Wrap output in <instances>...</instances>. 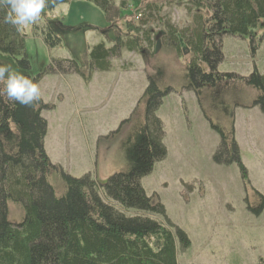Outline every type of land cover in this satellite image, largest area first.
I'll return each mask as SVG.
<instances>
[{"label":"trees","instance_id":"1","mask_svg":"<svg viewBox=\"0 0 264 264\" xmlns=\"http://www.w3.org/2000/svg\"><path fill=\"white\" fill-rule=\"evenodd\" d=\"M79 1L102 12L106 22L100 31L103 41L88 46L80 59L51 60L48 68L33 74L25 47L28 37L53 50L64 48L67 36L91 30L85 25L68 27L62 20L44 18L61 5ZM163 2L194 12L193 27L178 30L168 20L158 19L161 29L156 43L152 30L146 27L161 13L158 0H55L28 32H17L11 25L0 23V63L11 64L38 83L48 74H76L88 83L94 72L109 71L111 60L123 49L139 52L145 45L151 48L156 43V48L172 49L177 58L189 55L180 89L194 94L203 118L219 137L214 163H237L245 178L234 140V108L258 107L264 116V72L259 74L254 69L241 77L216 69L222 61L223 37L248 39L251 44L260 34L264 39V0ZM132 7L138 8L137 14H130ZM134 18L141 19L139 26ZM155 60L149 63L147 86L134 110L113 133L123 132L120 151L125 170L100 187L91 176L74 179L63 175L65 188L60 197L47 181L49 172L57 167L43 148L47 123L41 112L52 110V106L41 100L31 108L0 98V264H178V255L189 247V241L167 221L157 196H147L141 185L142 178L166 156L164 126L156 112L174 91L166 83L164 67ZM247 91L253 95L248 105L242 101ZM255 196L260 201L255 212L259 214L264 210V196L256 192ZM8 202L21 206L19 223L8 219ZM130 211L135 214L128 216Z\"/></svg>","mask_w":264,"mask_h":264},{"label":"rangeland","instance_id":"2","mask_svg":"<svg viewBox=\"0 0 264 264\" xmlns=\"http://www.w3.org/2000/svg\"><path fill=\"white\" fill-rule=\"evenodd\" d=\"M158 1L161 13L146 27L152 30L154 42L159 41L158 19L168 20L178 30L193 27L194 12H187L183 5ZM137 10L132 7L130 14ZM44 18L62 20L68 27L85 25L91 30L76 38L67 36L64 48L53 50L46 49L39 39L28 37L26 54L35 75L48 68L51 60L80 59L88 46L103 41L100 31L106 27L104 16L89 3L64 4ZM136 20L133 22L139 26L141 19ZM107 36L113 37L110 33ZM261 37L253 44L248 39L223 37L217 72L247 77L256 69L262 74ZM156 43L151 48L145 45L139 52L121 50L119 57L111 60V69L94 72L88 83L76 74H48L40 79L41 100L53 108L41 112L47 123L43 148L50 163L57 167L49 172L47 181L60 197L65 188L63 175L74 179L91 176L100 187L125 170L120 151L123 132L113 133L129 118L146 89V74L155 58L164 67L166 83L174 91L156 112L164 126L166 156L142 178L141 185L147 196H157L167 221L189 241V247L178 255V264H264V210L255 213L260 206L255 192L264 196V116L258 107L234 108V140L245 178L237 163L215 164L219 137L203 118L194 94L180 89L181 73L190 57L177 58L172 49L156 48ZM252 99L250 91L242 96L247 105ZM7 204L8 219L19 223L21 206Z\"/></svg>","mask_w":264,"mask_h":264},{"label":"clouds","instance_id":"3","mask_svg":"<svg viewBox=\"0 0 264 264\" xmlns=\"http://www.w3.org/2000/svg\"><path fill=\"white\" fill-rule=\"evenodd\" d=\"M55 0H0L3 20L17 32H23L28 26L36 24L41 14ZM9 102L35 108L42 99L38 82L15 70L11 64L0 63V98Z\"/></svg>","mask_w":264,"mask_h":264}]
</instances>
